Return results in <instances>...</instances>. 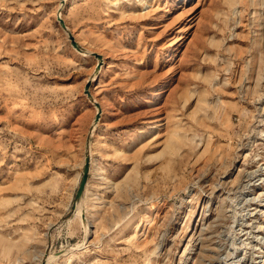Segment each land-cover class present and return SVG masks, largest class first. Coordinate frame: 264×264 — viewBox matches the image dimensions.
Returning <instances> with one entry per match:
<instances>
[{
    "label": "rangeland",
    "instance_id": "1",
    "mask_svg": "<svg viewBox=\"0 0 264 264\" xmlns=\"http://www.w3.org/2000/svg\"><path fill=\"white\" fill-rule=\"evenodd\" d=\"M43 253L264 264V0H0V264Z\"/></svg>",
    "mask_w": 264,
    "mask_h": 264
},
{
    "label": "water",
    "instance_id": "2",
    "mask_svg": "<svg viewBox=\"0 0 264 264\" xmlns=\"http://www.w3.org/2000/svg\"><path fill=\"white\" fill-rule=\"evenodd\" d=\"M64 1L65 0H62L63 4H64ZM60 13V12H59ZM59 21L61 23V25L64 27V28H67L66 26V23L64 21V19L59 15ZM72 43L73 45L76 47V48H79V45L78 43L76 42V40L74 39V37L72 36ZM85 52V51H84ZM96 54V53H95ZM96 56L98 58H102V56L100 54H96ZM87 92H88V88H89V83L87 84ZM89 96H91V94L88 92ZM94 100V99H93ZM96 106L98 107V115L96 116V119H95V123L98 122L99 120V117H100V108H99V105L96 101H94ZM90 135L91 133L89 134L88 138H87V141H86V155H85V164H84V169H83V175H82V179L80 181V184H79V187L77 189V192H76V201H75V206L77 204V202L79 200L82 199L83 195H84V191H85V188H86V184H87V181H88V177H89V173H90V165H91V156H90V142H91V139H90ZM41 264H46V260L44 259L42 261Z\"/></svg>",
    "mask_w": 264,
    "mask_h": 264
},
{
    "label": "bare ground",
    "instance_id": "3",
    "mask_svg": "<svg viewBox=\"0 0 264 264\" xmlns=\"http://www.w3.org/2000/svg\"><path fill=\"white\" fill-rule=\"evenodd\" d=\"M63 5H64V4H63ZM68 28H69V27H67V28H65V29L67 30L68 33H70V31L68 30ZM69 29H70V28H69ZM85 52H87V50H85ZM87 53H91V52H87ZM92 76H93V75H92ZM93 104H94V103H93ZM94 126H96V125L94 124V125H93V128H94ZM85 151H86V150H85ZM90 151H91V143H90ZM84 157H85V155H84ZM93 164H94V163H93ZM82 198H83V197H82ZM81 200H82V199H81ZM79 201H80V200H79ZM79 201H78V202H79ZM78 202H77V203H78ZM77 213L81 215V214H82V210H78ZM87 221H88V219H87ZM205 249H206V248H205ZM201 256H202V255H201ZM44 259L46 260V264H49V262L53 259V255H48V254L43 253V254H42V261H43Z\"/></svg>",
    "mask_w": 264,
    "mask_h": 264
}]
</instances>
